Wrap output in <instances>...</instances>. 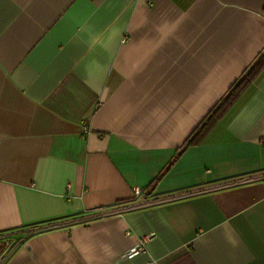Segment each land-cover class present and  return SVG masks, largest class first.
<instances>
[{
  "label": "crops",
  "instance_id": "obj_1",
  "mask_svg": "<svg viewBox=\"0 0 264 264\" xmlns=\"http://www.w3.org/2000/svg\"><path fill=\"white\" fill-rule=\"evenodd\" d=\"M263 52L264 0H0V234L60 225L0 264H264V69L167 171Z\"/></svg>",
  "mask_w": 264,
  "mask_h": 264
},
{
  "label": "trees",
  "instance_id": "obj_2",
  "mask_svg": "<svg viewBox=\"0 0 264 264\" xmlns=\"http://www.w3.org/2000/svg\"><path fill=\"white\" fill-rule=\"evenodd\" d=\"M264 69V52L257 58L254 64L248 68L245 74L235 82L231 88L229 89L226 96L221 99L215 107L210 111L208 116H206L203 121L199 124V126L195 129V131L188 138L185 146L181 149L174 161L168 166L167 171H169L173 165V163L181 156V154L188 148L195 147L200 145L207 135L213 130L219 120L225 115V113L232 107V105L239 99L244 90L253 82V80L260 74V72ZM163 175L157 178L152 184L151 189L154 190L156 184L161 180ZM149 205V204H148ZM87 220L86 218H78L71 220L68 225L76 224ZM59 224L47 226L44 228L40 227H31L23 230H15L11 231L7 234H0V262L3 263L8 255L25 240L30 238L31 236L40 233L47 229H52V227H58ZM10 237H16L15 241H12L11 244H6Z\"/></svg>",
  "mask_w": 264,
  "mask_h": 264
},
{
  "label": "built area",
  "instance_id": "obj_3",
  "mask_svg": "<svg viewBox=\"0 0 264 264\" xmlns=\"http://www.w3.org/2000/svg\"><path fill=\"white\" fill-rule=\"evenodd\" d=\"M134 194H135V196H137V197H141V196L143 195L142 191H141L140 189H138V188L134 190ZM145 242H147V239H145ZM137 252H144V243H142V244L139 246ZM137 252H135V254H136ZM131 256H132V255H131Z\"/></svg>",
  "mask_w": 264,
  "mask_h": 264
}]
</instances>
